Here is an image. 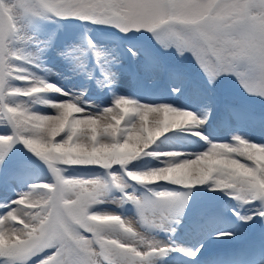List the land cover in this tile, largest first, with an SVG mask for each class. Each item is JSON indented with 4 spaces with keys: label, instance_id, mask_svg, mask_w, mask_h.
<instances>
[{
    "label": "snow or ice",
    "instance_id": "1",
    "mask_svg": "<svg viewBox=\"0 0 264 264\" xmlns=\"http://www.w3.org/2000/svg\"><path fill=\"white\" fill-rule=\"evenodd\" d=\"M27 12L111 24L124 32L163 33L181 51L190 49L210 78L232 72L250 92L264 95V0H16L14 4L0 0V113L13 130L11 135H0V164L20 142L46 162L54 176L52 183L32 185L31 191L12 202L16 207L0 215V264H23L49 248L55 251L37 264H149L151 257L166 254L171 245L146 239L131 221L115 213L93 212L91 206L103 202L104 194L114 187L123 200L139 207L143 223L154 224L158 219L162 227L182 211L189 194L150 189L152 197L142 199L125 191V177L143 185L158 181L186 187L211 184L239 200L261 202L258 212L241 219L264 217V144L239 135L232 142H209L205 151L191 158L176 159L178 152H152L171 158L162 167L127 168L170 129L188 128L202 136L199 128L207 120L208 108L198 115L167 103L145 104L118 96L112 105L93 114L80 106L77 96L44 101L55 112L42 114L23 101L11 100L61 91L16 63L32 62L16 47L17 41L25 39L17 20ZM96 55L100 63L102 53ZM10 80L29 86L12 87ZM61 165H99L108 170L107 177L66 176ZM114 165H120L122 172L112 171ZM198 251L185 254L195 257Z\"/></svg>",
    "mask_w": 264,
    "mask_h": 264
},
{
    "label": "rangeland",
    "instance_id": "2",
    "mask_svg": "<svg viewBox=\"0 0 264 264\" xmlns=\"http://www.w3.org/2000/svg\"><path fill=\"white\" fill-rule=\"evenodd\" d=\"M5 2L14 4L16 0H5ZM41 18H45L46 21ZM64 19L66 21L69 18ZM78 21L79 19H76L74 22L77 23L73 22L71 24L72 28L66 29L62 25H54L56 18L51 19L49 13L34 14L32 12L25 13L17 20L20 34L25 39L17 41L16 47L23 49L31 57L32 62L28 63L19 60L16 63L26 68L32 76L55 84L61 91L58 93L57 91L49 90L38 94V96L14 97L10 98L11 100L23 101L30 110L42 114H53L55 112L51 103H45L44 101L60 102L77 96L80 97L77 101L80 106L93 114L99 113L103 108L112 105L118 96H125L134 100L140 98L143 103L148 104L167 103L177 108L191 110L198 115H202V110L207 107L210 111L205 121L206 127L208 124L216 125L218 129L220 128L226 133V136L232 133L234 136L239 135L251 142L264 144V117L253 114L250 103L249 108L243 110L234 108L238 106L237 99H239V95H242L246 99H254L256 110L264 112V95L250 92L246 89L235 73L222 72L214 79L210 78L190 49L181 51L177 44L163 33L145 29L124 32L115 25L95 22L101 28H111L121 34L143 36V40L147 42H141V40L133 38L135 41L129 40L126 42L123 40L125 47H118L116 44L117 40L120 41L119 39L108 40V36L101 35L95 30L96 28L89 27V25H85L86 37H84L78 28ZM136 37L138 38V36ZM86 39L91 40L92 44H88ZM70 49H74V51L70 52ZM88 51L92 53L93 61L96 62V67H98L97 71L92 70L93 61L89 60ZM97 52L102 53L100 63H97ZM166 65L170 67H166ZM105 73L108 75L106 76ZM185 80L189 81L186 87L187 81ZM9 84L12 87L20 88L29 86L27 82L20 80H10ZM224 95L228 96L229 99H226ZM223 114L228 117L226 123L220 118ZM175 130L170 129L162 134L149 147L147 150L148 154L141 155L131 161L127 168L144 171L164 166L165 161L168 159L163 155L153 156L151 155L152 152L166 153L176 152L177 150L179 153L180 151L193 149L199 153L205 151L209 147V142H213L215 139L220 140V142H222L221 140L232 142L233 138L230 136L226 141L223 136L210 137L211 139L208 138L206 139L207 141L200 142V140H195L190 136L188 137V135L180 136L181 133H177ZM12 131L7 118L0 113V135H11ZM179 131L181 130L179 129ZM20 156L26 159L29 158L28 161L30 162L19 164L18 171L10 170L9 172L3 169L6 166L11 167L14 162H18V157ZM33 157L36 159H33ZM61 167L65 169V173L67 172L66 176L70 177L106 178L108 172V170L99 172L98 168L102 167L99 165H61ZM0 169H3L0 171V215L16 207L12 202L21 193L31 191L32 185L41 182H54V176L47 163L35 156L20 142H17L8 152L5 162L0 164ZM111 170L122 172L120 165H114ZM125 179L128 185L125 191L136 196L139 195L133 189L138 186H145L153 191L167 190L188 193V199L176 218L172 221L165 220L162 227L158 219L154 224L143 223L140 219L139 207L132 201L123 200L120 190L114 187L109 188L102 197V201L105 203L98 204V206L92 205L91 211L119 214L126 220L131 221L136 231L141 233L146 239L171 245L175 241L188 242L176 235L177 233L180 234L178 230H186L187 226H189L185 220L196 219L199 214L208 217L219 213L217 210L225 205L227 209L225 217L227 219L223 217V220H219L239 228L236 230L231 229V227L221 226L217 229H206L203 232L198 230L199 236L193 240L190 251H193L194 248L195 250L199 249V245L204 242L208 245L214 240H219L220 242L218 243L222 244L225 241H231L239 237L244 231H250L251 229L249 228L252 227L249 241H263L261 251L254 253L263 257L254 261L253 264H264V217L254 215L251 220L245 221L243 219L238 220L236 218L237 215H235L237 209L244 211L243 216L258 212L262 207L259 200L245 202L237 199L227 190L215 189L211 184L186 187L168 181H158L143 185L132 181L130 178L125 177ZM139 197L145 198L144 196ZM125 204L127 205L125 206ZM198 210L199 213L197 214ZM148 218L151 219L150 214ZM212 222L215 223L216 220L212 219ZM179 227L182 229H179ZM217 233H231V235L218 236ZM85 235L88 234L85 233ZM235 245L234 248L236 250H245L244 245L241 243ZM54 249H45L27 259L23 264H37L38 260L49 255ZM177 249L179 251L183 249L184 251L182 252L189 251L184 246H180ZM201 253L199 250V257ZM166 254H169V252ZM158 257V255L151 257L149 264H162ZM169 261L171 262L169 264H178L175 260L172 262L169 259ZM17 264L20 263L17 262ZM163 264L168 263L163 262ZM190 264L215 263L210 260V255H206L204 260H199L196 263L192 261Z\"/></svg>",
    "mask_w": 264,
    "mask_h": 264
},
{
    "label": "bare ground",
    "instance_id": "3",
    "mask_svg": "<svg viewBox=\"0 0 264 264\" xmlns=\"http://www.w3.org/2000/svg\"><path fill=\"white\" fill-rule=\"evenodd\" d=\"M40 70V69H38ZM52 72V71H51ZM53 75V74H52ZM54 77V76H53ZM119 77V76H117ZM56 79V78H55ZM119 80V79H118ZM122 80V79H120ZM61 87V86H60ZM60 93V92H58ZM60 99V98H59ZM136 101H139L140 103H143L142 99H135ZM57 101V100H56ZM145 104H148V103H145ZM102 108V107H101ZM207 108V107H206ZM221 118V116H220ZM219 120V119H218ZM220 122V121H219ZM221 125V123H220ZM222 126V125H221ZM179 129H182V134H185V135H188V137L190 136L191 138L195 139V140H200L201 141H207L206 139H204L203 137H207L210 138V137H224L226 138V141L231 137H234V134H228L227 136L225 135L226 133H224L223 130H220V128L218 129V127H216V125H210L208 124L207 127L205 126V123L199 128V131L203 134L202 136H197L195 135L192 131H190L188 128H179ZM228 137V138H227ZM211 139V138H210ZM222 142H224L223 140H221ZM213 142H220V140H217L215 139V141ZM177 144V143H176ZM179 144V143H178ZM199 144V143H198ZM171 152H175V151H171ZM177 152V150H176ZM163 153V152H161ZM181 157H177L176 159H185V158H188V157H193L195 154H197L196 151H194L193 149H191L190 151L188 150H184V151H180L179 152ZM168 159H171L170 157H168ZM227 211V210H226ZM225 211V215H227V212ZM237 213H240L239 215L236 216V218L238 220H241V216H243V212L244 211H239V209L236 210ZM227 219V217H225ZM212 219L213 218H209L207 220H203L201 221V224L198 226L196 224V222L193 224V225H189L187 226L186 230H183L181 227H179V229H182V230H178L180 232V234L177 233V235H179L180 237L184 238V241H188V242H172L171 244V247L169 249V254H166L164 256H159V259L162 260L163 262H166V263H171L169 261L173 259L172 255L174 253V251L178 250L177 248L180 247V246H184L185 249L187 250H191L192 249V243L194 242L193 240L197 238L198 235V230L199 232H203L205 231L206 229H211V228H220L221 226H225V227H231V229H238L239 227H235L233 226L232 224L230 223H223L221 220H223V217L221 218H218L216 219V222H212ZM221 219V220H219ZM236 219V220H237ZM198 220H200V217L198 218ZM215 220V219H214ZM211 225V226H210ZM235 230V231H236ZM241 230V229H240ZM239 231V230H238ZM241 232V231H240ZM239 233V232H238ZM185 243V244H184ZM209 243V242H208ZM246 243V241H245ZM205 247H207V243L204 242L202 243L201 245H199V250L200 251H203L205 249ZM195 250V248H194ZM193 250V251H194ZM197 250V249H196ZM178 252H181L178 250ZM198 254V252H197ZM196 254V255H197ZM204 254V253H203ZM209 255V253H207ZM235 254H237V252L232 251L231 252H226L225 256L224 255V252H221L219 253V255L217 257H215V260L213 259V262L214 263H217L220 261V264H239L241 259L240 258H237L235 257ZM245 254V253H244ZM261 255H253L251 256L253 258V260L249 261V262H242V264H252L254 261H257V260H260L262 257H260ZM168 259V260H167ZM173 262V261H172ZM184 263V262H183ZM180 264V263H179ZM185 264V263H184ZM187 264V263H186ZM190 264V263H189Z\"/></svg>",
    "mask_w": 264,
    "mask_h": 264
}]
</instances>
